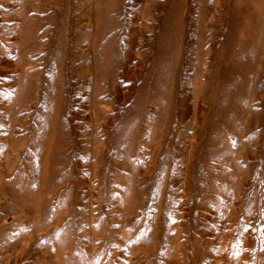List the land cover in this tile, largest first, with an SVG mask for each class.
<instances>
[{
	"label": "rangeland",
	"instance_id": "rangeland-1",
	"mask_svg": "<svg viewBox=\"0 0 264 264\" xmlns=\"http://www.w3.org/2000/svg\"><path fill=\"white\" fill-rule=\"evenodd\" d=\"M0 264H264V0H0Z\"/></svg>",
	"mask_w": 264,
	"mask_h": 264
}]
</instances>
